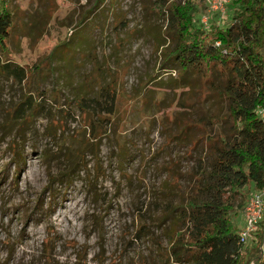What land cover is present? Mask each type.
I'll return each instance as SVG.
<instances>
[{
  "label": "rangeland",
  "instance_id": "rangeland-1",
  "mask_svg": "<svg viewBox=\"0 0 264 264\" xmlns=\"http://www.w3.org/2000/svg\"><path fill=\"white\" fill-rule=\"evenodd\" d=\"M195 1L200 27L236 23L231 3ZM171 2L186 0H0L14 18L0 63L25 71H0V264H185L183 208L231 121L218 78L167 60Z\"/></svg>",
  "mask_w": 264,
  "mask_h": 264
},
{
  "label": "trees",
  "instance_id": "trees-1",
  "mask_svg": "<svg viewBox=\"0 0 264 264\" xmlns=\"http://www.w3.org/2000/svg\"><path fill=\"white\" fill-rule=\"evenodd\" d=\"M173 46L167 60L183 72H194L206 81L219 79L228 103L229 135L214 144L199 191L183 208L182 228L175 235L185 264H264V226L256 234L258 244L244 252L233 215L242 205L244 189L264 188V0H234L236 23L227 28L197 24L195 0L166 3L163 7ZM14 27L10 10L0 6V49L6 51ZM25 79L24 68L0 63ZM93 98L98 114L115 113L117 94L102 87ZM80 106L86 112L89 107ZM94 112V111H93ZM95 113V112H94ZM203 192V193H202ZM175 249V247H173Z\"/></svg>",
  "mask_w": 264,
  "mask_h": 264
},
{
  "label": "built area",
  "instance_id": "built-area-1",
  "mask_svg": "<svg viewBox=\"0 0 264 264\" xmlns=\"http://www.w3.org/2000/svg\"><path fill=\"white\" fill-rule=\"evenodd\" d=\"M234 0H213L215 10L225 9L226 5ZM260 117L264 122V107L258 110ZM264 222V188L254 191L248 200L245 208V226L240 231V241L246 243L248 238L256 233L257 229Z\"/></svg>",
  "mask_w": 264,
  "mask_h": 264
}]
</instances>
